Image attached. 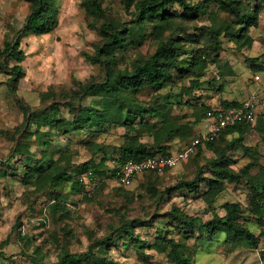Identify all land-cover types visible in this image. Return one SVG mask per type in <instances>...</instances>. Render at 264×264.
Listing matches in <instances>:
<instances>
[{"label":"trees","instance_id":"1","mask_svg":"<svg viewBox=\"0 0 264 264\" xmlns=\"http://www.w3.org/2000/svg\"><path fill=\"white\" fill-rule=\"evenodd\" d=\"M28 2L31 11L24 27L0 49V73L9 74L6 84L15 97L21 79L26 76L23 62L27 55L22 49V38L29 34L50 33L59 24L57 0ZM81 4L88 19H92V28L101 36L91 60L105 69L104 80L79 83L69 93L57 94L50 90L43 96L41 106L36 108L18 100L25 114V125L13 136L16 143L12 150L14 157L5 166L0 165V177L19 176L25 185L34 187L37 198L52 193L54 201L48 210L56 214L57 219H65L72 194L92 197L95 189L105 186L107 176L115 178L124 162L172 155L175 143H180L178 152L197 139L193 125L203 121L213 110L205 102L194 103L202 101L195 94L204 86L202 78L210 64H217L219 73L224 74L223 67L228 64L221 60L220 53L225 50L227 42L233 43L240 52L253 48L254 38L250 31L259 27L260 12L264 9L262 0H123L132 20L121 21L107 12L104 0H82ZM146 39L156 44L154 52L136 59L131 68H120L117 53L139 48ZM185 79L189 80V85L180 88L190 99L171 101L159 92L166 86L179 87V81ZM205 82L218 86L217 77ZM148 88L158 91L149 100H140L138 93ZM87 97H93L95 101L83 105L82 101ZM183 105L192 108L191 115L175 113V108ZM241 105L235 100L223 99L219 108ZM62 106L73 114L71 120L63 117ZM34 125L35 130H31ZM115 126L124 127L126 132L123 142L113 146V151H108L104 144L93 142L98 133L108 132ZM253 128L254 124L244 122L225 129L213 141L200 140L191 158L198 156L203 148L214 151L215 158L206 164L209 176L199 168L193 179H182L164 190H160L156 183L158 171H147L136 179L145 177V188L156 205L165 202L175 192H188L203 198L213 213L210 220L204 221L176 205L163 214L155 210L149 221L128 219L120 210H115L120 223L113 226L108 235L93 239L84 252L66 250L60 253L53 264H115L109 251L120 246L125 249L133 247L139 252L154 247L168 252L169 264H194L192 252L188 251L186 244L176 241L170 230L177 231L187 240L196 239L200 244L225 234L228 241L258 249L264 237V165L254 160L236 170L228 156L238 148L248 155L255 151L245 144L246 135ZM71 134L85 135L87 141L84 144L93 149L91 158L80 165L74 164L72 140L66 139L65 144L60 141L61 135ZM188 139L190 141L184 142ZM35 142H38L39 149L31 151ZM17 156L20 159L11 163ZM19 161L21 163L16 165ZM90 171L95 175L93 189L80 182L81 176ZM243 180L250 187L251 206L262 228L258 236L247 226L248 217L241 203L226 202L214 206L226 183ZM122 187L129 188L120 185L116 192L127 193ZM133 198H127L125 202L130 204ZM157 219L165 225H156ZM145 225H156L154 244L136 231ZM27 256L33 264H46L42 258ZM262 259L264 261V253Z\"/></svg>","mask_w":264,"mask_h":264},{"label":"rangeland","instance_id":"2","mask_svg":"<svg viewBox=\"0 0 264 264\" xmlns=\"http://www.w3.org/2000/svg\"><path fill=\"white\" fill-rule=\"evenodd\" d=\"M262 1L264 5V0ZM81 2L82 0H57V28L44 35L29 34L22 38V49L27 55L23 62L26 76L20 81L17 97L11 95L7 87L9 74L0 73V165L5 166L8 160L14 157L12 150L16 143L13 136L25 125V114L19 101L36 108L41 106L43 96L50 90L57 94L69 93L76 89L79 83L103 81L106 76L105 69L91 60L101 36L92 28V19H88ZM103 6L110 15L121 21L132 20L131 12L125 9L123 0H104ZM30 11L31 4L28 0H0V49L5 41H11L17 36ZM259 22V27L250 31L254 38L253 48L240 52L233 43L227 42L225 50L220 53L221 60L227 61L228 64L223 67L224 74L219 73L217 64H210L206 76L202 78L203 88L195 92L202 101L194 103L205 102L212 109H218L221 100L229 96H232V99L245 97L256 104L257 120L245 139V144L253 147L255 151L251 155L239 148L231 151L228 156L236 170L254 160L264 165V9L260 12ZM155 49L156 44L146 39L139 44V48L119 51L117 64L120 68H131L136 59L152 54ZM247 57L250 60L247 61ZM257 75L260 80H255ZM213 77H217L218 86H210L205 82ZM183 85H189V80H181L179 87L166 86L159 89V92L168 96L171 101L190 99L182 94L180 86ZM258 90L262 91L258 97H254L253 92ZM157 91L148 88L139 92L138 96L140 100L147 101ZM93 101V97H87L82 103L90 105ZM191 109L189 105L177 106L175 113L191 115ZM61 112L67 120L73 118L66 106L61 107ZM205 121L204 119L193 125L196 141L203 140L208 132ZM35 127L31 126L30 129L35 130ZM125 132L126 129L122 126L111 127L108 132H100L94 136L93 142L104 144L109 148L108 151H113V146L123 142ZM145 137L149 139L148 135ZM69 138L72 140L75 165L91 158L93 149L84 144L87 141L85 135H61L60 141L65 144ZM188 141L190 139L184 142ZM38 146V142H35L30 150L36 151ZM179 148L180 143L177 142L173 151L176 152ZM215 156L214 151L203 148L195 158H187L174 168L158 171V188L164 190L182 179H193L199 168L204 169L205 175L209 176L206 164ZM17 159L20 158L17 156L11 163ZM18 163L21 161L16 165ZM104 182L105 186L100 190L95 189L92 197L72 194L65 219H57V215L48 210V206L54 201L52 193L39 199L34 187L25 185L19 176L0 177V264H33L27 255L42 258L46 264H53L58 260V255L66 250L84 252L93 239L108 235L113 226L119 225L120 217L115 210H120L128 219L140 218L144 221H149L155 210L163 214L173 205L204 221L213 216L211 207L203 198L188 192H175L165 202L156 205V201L145 188V177L136 180L134 185L127 189L122 187L127 193L116 192L120 185L116 183L115 178L107 176ZM204 191L203 187L202 192ZM251 195L245 180L240 183H226L214 206L218 207L226 202L241 203L246 218L248 217L247 226L258 236L262 228L251 206ZM126 196L128 199L134 197L133 202H125ZM219 212L224 213L221 209ZM155 223L159 227L165 225L158 219ZM156 225L140 226L136 231L154 244ZM66 231L69 233L65 234ZM170 234L176 241L186 244L188 251L192 252L194 264H264V237L260 240V247L254 249L245 244L228 241L225 234L202 244L196 239L187 240L181 237L175 230H170ZM141 252L133 247L125 249L120 246L112 247L109 256L115 264H164L170 260L167 251L154 247Z\"/></svg>","mask_w":264,"mask_h":264},{"label":"built area","instance_id":"3","mask_svg":"<svg viewBox=\"0 0 264 264\" xmlns=\"http://www.w3.org/2000/svg\"><path fill=\"white\" fill-rule=\"evenodd\" d=\"M255 80H260V76H255ZM205 120L208 132L203 140L213 141L222 131L231 126L244 122L254 124L257 120V106L255 103L247 101L238 107L213 109L208 112ZM199 142L194 140L190 144L185 145L181 151L172 155H158L142 160H128L119 167L115 180L119 185L130 187L137 178L147 171H162L174 168L178 163L190 158L196 152ZM80 182L91 188L95 185V175L92 171L87 172L81 176ZM164 264H169V261Z\"/></svg>","mask_w":264,"mask_h":264},{"label":"crops","instance_id":"4","mask_svg":"<svg viewBox=\"0 0 264 264\" xmlns=\"http://www.w3.org/2000/svg\"><path fill=\"white\" fill-rule=\"evenodd\" d=\"M261 91H262V90H261ZM261 91L258 90L257 92H253V94H254L253 96H254V97H256V96L258 97V94L261 93ZM251 92H252V91H251ZM231 97H232V96H229L228 98L226 97V99H228V100H232V101L235 100V101H237V102H239V103H241V104H244L245 102L248 101V98H245V97H244V98H243V97H239V98H234V97H233L234 99H232ZM115 181H116V180H115ZM116 183H117V182H116ZM117 184H118V183H117ZM118 185H119V184H118ZM90 189H93V188H90Z\"/></svg>","mask_w":264,"mask_h":264}]
</instances>
